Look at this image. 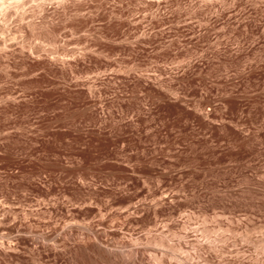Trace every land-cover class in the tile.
<instances>
[{"label":"rangeland","instance_id":"rangeland-1","mask_svg":"<svg viewBox=\"0 0 264 264\" xmlns=\"http://www.w3.org/2000/svg\"><path fill=\"white\" fill-rule=\"evenodd\" d=\"M0 264H264V0H0Z\"/></svg>","mask_w":264,"mask_h":264}]
</instances>
